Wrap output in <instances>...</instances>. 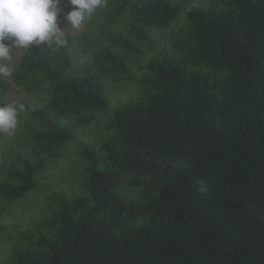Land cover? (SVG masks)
Wrapping results in <instances>:
<instances>
[{
    "label": "trees",
    "instance_id": "16d2710c",
    "mask_svg": "<svg viewBox=\"0 0 264 264\" xmlns=\"http://www.w3.org/2000/svg\"><path fill=\"white\" fill-rule=\"evenodd\" d=\"M82 25L0 81V106L30 93L0 135V259L264 264V0H107Z\"/></svg>",
    "mask_w": 264,
    "mask_h": 264
},
{
    "label": "clouds",
    "instance_id": "9594fccd",
    "mask_svg": "<svg viewBox=\"0 0 264 264\" xmlns=\"http://www.w3.org/2000/svg\"><path fill=\"white\" fill-rule=\"evenodd\" d=\"M69 2L72 10L64 13L61 0H0V81L16 72L14 52L41 46L57 50L67 44L65 29L69 25L79 29L97 9L107 6V0ZM62 13L68 21L64 28L58 19ZM25 108L15 100L0 106V135L15 132Z\"/></svg>",
    "mask_w": 264,
    "mask_h": 264
},
{
    "label": "rangeland",
    "instance_id": "374dc122",
    "mask_svg": "<svg viewBox=\"0 0 264 264\" xmlns=\"http://www.w3.org/2000/svg\"><path fill=\"white\" fill-rule=\"evenodd\" d=\"M60 7L64 10V12L66 13V12H68V11H71L72 10V5H71V3L69 2V0H61V4H60ZM67 24H68V21L65 19V16H63V18L61 19V21H60V27H62V28H64V27H66L67 26ZM83 29V25H81L80 26V28L79 29H73L70 25L65 29V31H66V33L68 34V33H78V32H80L81 30ZM25 50L24 49H21V50H17L16 52H14V64L16 65V63H18V61H19V59H20V57H21V55H22V53L24 52ZM6 79H11V77L10 78H6ZM29 98H30V93L29 92H27V91H25L23 88H21L20 86H15L14 88H13V90L11 91V92H9L8 93V95L6 96V103H10V102H12V101H19V102H21V101H28L29 100ZM32 103H33V101H32ZM4 135H6V136H10V135H8V134H4ZM57 173H60L59 171L57 172ZM53 177V179L54 180H58L59 179V175L57 176V175H55V176H52ZM67 180H70L71 182H72V179L71 178H66ZM66 181V180H65ZM66 184H70V183H66ZM65 185V184H64ZM33 199H35L34 198V196H33ZM31 201H33V200H31ZM30 204H31V202H30ZM34 211L36 212V213H38L39 212V210H36V209H34ZM9 224H11V222L9 221L8 222ZM22 223L24 224V221H22ZM25 223L26 224H28L29 223V220L28 219H25ZM22 225V224H21ZM11 228V227H10ZM3 259H5V258H3ZM4 260H2V259H0V264H4Z\"/></svg>",
    "mask_w": 264,
    "mask_h": 264
}]
</instances>
